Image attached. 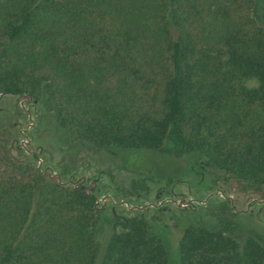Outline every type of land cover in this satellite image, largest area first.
Returning <instances> with one entry per match:
<instances>
[{
	"label": "trees",
	"instance_id": "obj_1",
	"mask_svg": "<svg viewBox=\"0 0 264 264\" xmlns=\"http://www.w3.org/2000/svg\"><path fill=\"white\" fill-rule=\"evenodd\" d=\"M3 95L42 101L93 151L197 154L264 193V0H0ZM17 124L0 117V264H173L172 248L178 264H264L231 200L210 223L105 219L84 182L13 156Z\"/></svg>",
	"mask_w": 264,
	"mask_h": 264
},
{
	"label": "rangeland",
	"instance_id": "obj_2",
	"mask_svg": "<svg viewBox=\"0 0 264 264\" xmlns=\"http://www.w3.org/2000/svg\"><path fill=\"white\" fill-rule=\"evenodd\" d=\"M0 117L17 121L21 130V148L18 143L13 145V156L36 162L46 174L67 184L84 182L97 195L105 219L143 210L166 225L183 220L210 223L215 211L231 200L236 220L246 234L264 244V193L241 191L235 181L228 180L201 155L173 158L147 150L93 151L74 142L58 127L43 102L28 96H0ZM133 179H141L147 189L137 197H124L122 191L131 187ZM106 222L99 234L102 240L111 231ZM173 237L177 235L173 233ZM172 255L173 264H178L173 248Z\"/></svg>",
	"mask_w": 264,
	"mask_h": 264
}]
</instances>
